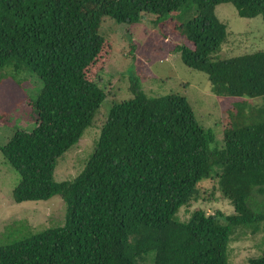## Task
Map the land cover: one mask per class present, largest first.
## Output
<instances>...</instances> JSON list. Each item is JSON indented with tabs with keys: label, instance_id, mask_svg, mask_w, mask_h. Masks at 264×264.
<instances>
[{
	"label": "trees",
	"instance_id": "obj_1",
	"mask_svg": "<svg viewBox=\"0 0 264 264\" xmlns=\"http://www.w3.org/2000/svg\"><path fill=\"white\" fill-rule=\"evenodd\" d=\"M229 2L241 17L262 16L264 0H0V71L34 73L42 82L30 99L33 127H17L0 153L19 182L13 200L66 205L63 225L0 245V264H226L239 226L264 220V50L214 59L226 24L215 6ZM193 16L178 26L182 62L207 74L226 107L220 147L178 94L113 102L80 173L56 181V161L81 138L105 98L97 73L112 51L99 33L102 18L133 24L145 14L180 9ZM261 97L257 108L248 101ZM247 112H249L247 114ZM215 179L234 213L177 211L199 198V182ZM264 264V253L248 259Z\"/></svg>",
	"mask_w": 264,
	"mask_h": 264
},
{
	"label": "rangeland",
	"instance_id": "obj_2",
	"mask_svg": "<svg viewBox=\"0 0 264 264\" xmlns=\"http://www.w3.org/2000/svg\"><path fill=\"white\" fill-rule=\"evenodd\" d=\"M215 14L226 24L227 36L219 51L212 55L214 59L264 50L261 15L241 17L229 2L217 4ZM192 16L193 9L184 8L161 17L145 14L133 24L117 23L108 16L102 18L99 33L112 44L109 59L97 73L105 98L78 142L57 159L53 174L56 181L71 180L80 173L96 145L110 106L132 97L134 87L148 96L178 94L185 97L197 122L214 136L210 146L222 145L223 124L228 116L226 107L219 104L217 95L211 91L207 74L186 66L175 51L184 40L178 26ZM9 68L0 71V143L6 142L17 127L28 130L33 127L30 99L42 86L34 73L14 72ZM261 103V97L250 99L246 111ZM19 179L18 172L0 153V245L64 223L66 205L59 195L47 200L15 202L12 190ZM198 186L199 198L179 208L176 214L179 220H187L197 209L206 214L234 213L233 204L221 194L215 179H205ZM254 199L262 202L264 196L254 195ZM263 253L264 220L257 227L239 226L233 230L226 264H249V258ZM146 264H153V253L147 255Z\"/></svg>",
	"mask_w": 264,
	"mask_h": 264
}]
</instances>
